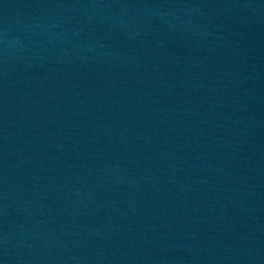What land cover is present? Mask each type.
<instances>
[{
  "label": "water",
  "instance_id": "obj_1",
  "mask_svg": "<svg viewBox=\"0 0 264 264\" xmlns=\"http://www.w3.org/2000/svg\"><path fill=\"white\" fill-rule=\"evenodd\" d=\"M0 264H264V0H0Z\"/></svg>",
  "mask_w": 264,
  "mask_h": 264
}]
</instances>
